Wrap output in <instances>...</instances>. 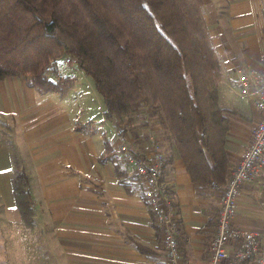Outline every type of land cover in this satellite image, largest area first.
Instances as JSON below:
<instances>
[{
	"label": "crops",
	"instance_id": "obj_1",
	"mask_svg": "<svg viewBox=\"0 0 264 264\" xmlns=\"http://www.w3.org/2000/svg\"><path fill=\"white\" fill-rule=\"evenodd\" d=\"M202 1L226 90L219 106L232 112L225 139L231 171L260 117L251 101L231 94L238 95L239 74L264 72V0ZM53 73L54 80L67 76L57 66ZM71 76L74 85L63 97L41 93L23 77L0 80V264H167L143 184L117 152L121 143L142 159L164 154L163 182L180 230L177 264H206L222 187L193 184L160 108L108 119L94 84L85 75ZM105 141L114 154L100 161ZM13 156L27 176L31 226L14 200ZM231 224L264 237V169L254 184L242 185ZM228 250L232 255L233 247Z\"/></svg>",
	"mask_w": 264,
	"mask_h": 264
},
{
	"label": "trees",
	"instance_id": "obj_2",
	"mask_svg": "<svg viewBox=\"0 0 264 264\" xmlns=\"http://www.w3.org/2000/svg\"><path fill=\"white\" fill-rule=\"evenodd\" d=\"M63 56L92 79L106 118L160 108L193 184L225 185L232 112L219 106L222 66L202 0H0V80L23 77L63 97L75 77L45 73ZM104 150L99 160H112L108 141ZM12 161L14 200L31 226L27 176L16 156Z\"/></svg>",
	"mask_w": 264,
	"mask_h": 264
},
{
	"label": "built area",
	"instance_id": "obj_3",
	"mask_svg": "<svg viewBox=\"0 0 264 264\" xmlns=\"http://www.w3.org/2000/svg\"><path fill=\"white\" fill-rule=\"evenodd\" d=\"M65 63L70 64L71 60L66 58ZM237 80L238 94L252 102L260 117L252 125L249 143L222 187L206 264H264V237L231 224L242 185L245 182L254 184L264 169V72L239 74ZM117 152L143 184L146 206L162 232L167 264H177L181 257L180 230L172 196L165 190L163 182L164 154L155 152L142 159L126 143H121ZM229 246L233 247L232 255H229Z\"/></svg>",
	"mask_w": 264,
	"mask_h": 264
},
{
	"label": "rangeland",
	"instance_id": "obj_4",
	"mask_svg": "<svg viewBox=\"0 0 264 264\" xmlns=\"http://www.w3.org/2000/svg\"><path fill=\"white\" fill-rule=\"evenodd\" d=\"M65 59H66V57H60V58H57V60H56V66H57V68H59V71H60V73L61 74H64V75H79V76H83V75H85L82 71H81V69H79L78 68V66L76 65V63H74L72 60V58H69L70 60H71V64L70 65H65L66 63H65ZM54 67V66H53ZM53 67H51V68H48L47 69V75H48V77L50 78V79H52V80H54L55 79V75H54V73H53ZM45 72V73H46ZM86 76V75H85ZM87 77V80L89 81V83H90V85L91 86H93V81H92V79L89 77V76H86ZM81 81V80H80ZM218 89H219V94H220V98H219V103H220V105H224L225 103H226V100L224 99L225 98V91L226 90H224L223 89V86L221 85V84H219V87H218ZM99 96L102 98V96L99 94ZM231 96H233L234 98H236V99H239V100H241L242 98H241V96L238 94H231ZM241 98V99H240ZM129 116V115H128ZM127 116V117H128Z\"/></svg>",
	"mask_w": 264,
	"mask_h": 264
}]
</instances>
